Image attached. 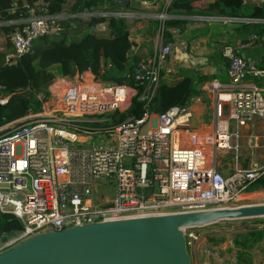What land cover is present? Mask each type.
Listing matches in <instances>:
<instances>
[{
	"label": "built area",
	"instance_id": "obj_1",
	"mask_svg": "<svg viewBox=\"0 0 264 264\" xmlns=\"http://www.w3.org/2000/svg\"><path fill=\"white\" fill-rule=\"evenodd\" d=\"M171 1L163 0L161 11L154 15L161 45L152 58L137 63L134 86L101 82L90 70L76 74L74 80L55 79L47 93L36 95L39 112L29 111L0 127V212L13 215L22 225L20 232L0 243V254L48 232L226 209L242 182L240 190H245L264 174V164L243 170L239 144L240 129L264 121V87L258 84L264 80V68L231 49L223 53L228 60L226 83L211 80L204 85L212 111L209 132H193L190 113L179 107L162 114L145 112L139 119L128 118L108 128L81 126L110 123V115L129 108L137 86L143 88L138 100L147 106L172 53L173 43H165L163 36ZM112 16L130 18L132 14ZM65 17L47 15L39 2L26 7L24 16L5 25L13 26L5 36L13 50L5 57V65L15 66L30 54L34 40L59 37ZM102 24H94L87 32L104 30ZM256 41L253 35L238 50ZM2 91L0 87V104L10 97ZM222 121L224 130L219 127ZM65 129L80 131L91 142H86V148L66 146L84 142L65 137L63 133L82 136ZM94 138L99 144L108 139L112 145L104 142L95 147ZM253 139L249 136L248 147ZM227 158L232 174L224 175L222 163ZM200 229L183 230L186 249L204 238L195 231Z\"/></svg>",
	"mask_w": 264,
	"mask_h": 264
},
{
	"label": "trees",
	"instance_id": "obj_2",
	"mask_svg": "<svg viewBox=\"0 0 264 264\" xmlns=\"http://www.w3.org/2000/svg\"><path fill=\"white\" fill-rule=\"evenodd\" d=\"M201 1L207 0H172L168 7V14L192 15L195 12L193 4ZM37 2L50 16L64 14L74 17L104 4H107L111 10L121 8L113 0H0V23L8 24L16 21L24 16L26 7ZM205 5L210 9L245 18L241 14L243 5L239 0H212ZM127 8L128 4L123 9ZM246 17L264 21V6L253 7ZM105 21L109 29L107 37H98L87 32L95 23L100 24ZM76 23L78 26H75ZM183 26L184 21L167 20L163 28L164 40L172 39L169 29L181 30ZM249 26L252 27L256 37L264 34V23H252ZM61 27L63 32L59 37L50 39L40 37L34 40L30 54L22 57L15 66L5 65V57L13 51L6 40L7 47L0 50V87L3 88V96L10 95V97L5 105H0V113L5 111L11 113L6 117L7 119L0 117V127L24 117L28 111L39 112L40 104L36 95L47 93V88L58 77L68 79L75 74L90 70L92 75L101 82L134 86L136 61L132 65H127V56L133 43L129 40L124 19L91 18L88 22H82L69 18L61 23ZM12 29V25L1 27L4 36L8 35ZM83 29L86 32L81 38L67 43L66 38L70 30L77 32ZM262 61L264 62V55ZM202 84V80L194 82L189 77L182 78L170 86L159 84L145 108L146 102L138 100L143 88L137 86V95L133 97L129 108L122 113L116 112L110 115L108 124L117 126L128 118L139 119L145 112L162 114L173 107L186 109L190 99L199 96ZM263 191L264 174L245 188L249 196L262 194ZM253 221L257 222L258 219ZM21 229L22 225L16 217L0 212V243L7 241L9 236H15ZM210 242L214 245L218 243L213 237L210 238ZM232 243L235 250V264H253L251 251L253 249L264 251V229L252 228L235 233Z\"/></svg>",
	"mask_w": 264,
	"mask_h": 264
},
{
	"label": "crops",
	"instance_id": "obj_3",
	"mask_svg": "<svg viewBox=\"0 0 264 264\" xmlns=\"http://www.w3.org/2000/svg\"><path fill=\"white\" fill-rule=\"evenodd\" d=\"M127 1V9L121 7L122 9L115 8L111 10L107 4H104L74 17L65 15L66 17L63 22L69 18L82 21L84 17L88 18L86 22L91 18L113 17L124 19L129 40L133 43V47L127 56V65H132L134 61H136L135 64L137 65L140 61L152 58L161 45L158 36V24L154 15L161 11L163 0H157L156 2ZM248 1L251 3V9L257 6H264V0ZM211 2L212 0L194 3L195 12L192 15L168 14L169 19L184 21V26L181 30L169 29L172 33V39L169 41L173 43V48L161 72L159 83L170 86L185 77L191 78L194 82L197 80L203 81L199 96L190 99L186 107L187 112L191 115V120L192 114L198 115L200 110H203V107L204 110L206 109L205 115L208 117V120L205 122L202 120V126L197 130L192 129L196 133H206L211 130L212 111L207 94L204 91V85L211 80L226 83L228 60L223 56L224 50L231 49L233 52L238 51L241 56L249 62L254 63L260 69L262 67H259V62L262 61V56L264 55V34L261 37H257V41L252 46L238 50L239 46L247 43V39L254 34H245L237 28L238 24L241 23L249 26L252 23H264V21L249 19L246 17L247 15L245 18H241L230 13L207 8L205 4ZM121 13L132 14V16L130 18L112 16ZM102 25L106 27L104 30L92 34L98 37H107L109 35L108 24L105 21ZM81 31L74 32L70 30L68 32L69 37L72 38L73 36L79 39L81 38L80 33L86 32L84 29ZM164 42L168 41L164 40ZM250 47H253V49ZM260 48H262V52L258 55L256 50ZM245 50L249 51L248 54H245ZM58 79L61 78L58 77ZM258 84L264 87V80L258 82ZM219 127L221 130H224L226 128L225 121L219 123ZM229 130H232V127ZM262 133H264V121L262 120H256L240 129L241 166L244 170L253 168V165L258 166L257 159L264 161V152L263 154L256 152L260 149L259 141L261 137H264L259 136ZM249 136H254L250 147H248ZM242 151H245V155L242 154ZM224 161L226 162L222 166V174H232L230 159L227 158ZM262 194H264V191Z\"/></svg>",
	"mask_w": 264,
	"mask_h": 264
},
{
	"label": "water",
	"instance_id": "obj_4",
	"mask_svg": "<svg viewBox=\"0 0 264 264\" xmlns=\"http://www.w3.org/2000/svg\"><path fill=\"white\" fill-rule=\"evenodd\" d=\"M260 218L264 204L85 225L26 239L1 253L0 264H190L183 230Z\"/></svg>",
	"mask_w": 264,
	"mask_h": 264
},
{
	"label": "rangeland",
	"instance_id": "obj_5",
	"mask_svg": "<svg viewBox=\"0 0 264 264\" xmlns=\"http://www.w3.org/2000/svg\"><path fill=\"white\" fill-rule=\"evenodd\" d=\"M250 9H251V3L248 1V3L243 6L241 10V14L243 16L248 15L251 11ZM87 20L88 18L84 17L82 19V22L84 21L86 22ZM4 25L6 24L0 23V50H4L7 47L5 36L3 32L1 31V27ZM76 26H78V24ZM237 28L245 34L253 33V29L251 26H246L245 24H242V23L238 24ZM80 35L82 36V33H80ZM77 39L78 38L76 37L72 36L71 38L68 36L66 38V41L68 43L71 40H77ZM250 48L253 49V47H250ZM256 51H257V54L259 55L262 52V48L257 49ZM244 52L245 54H248L249 51L245 50ZM259 64H260L259 67L264 68L263 61H260ZM75 77H76V74L72 76L71 78H68L67 80H71V79L74 80ZM6 103L7 102L0 104V105H5ZM10 113H11L10 111H5L3 113H0V117H2V119H7L6 117H8ZM205 113H206V109L204 110V107H203V110H200L198 115L192 114V120L190 119L189 121V127L191 130L192 129L197 130L199 127L202 126L201 125L202 120L203 122L208 120V117L205 115ZM81 126L83 128L97 130L98 128H102V127L108 128L111 125L108 123H101V124L90 123V124H85ZM67 131L72 132L75 135L84 136V133L80 131H73V130H67ZM259 136H264V133L260 134ZM70 138L73 140L75 139V137H72V136ZM82 139L83 140H79V142H84L83 144H73V145H71L70 143H64V144L66 146L86 148L87 147L86 142L90 143L91 139L89 137H82ZM93 141H94L95 147H98L99 145L102 146L104 142H107L108 145L109 144L112 145V143H110L108 139H101V144H99L96 138H94ZM259 143H260V149L257 150L256 152L263 154L264 137H261ZM242 154L245 155V151H242ZM225 162L226 161H223L222 166H224ZM257 164L259 167H261L264 164V161L257 159ZM244 185H245L244 182L240 184V186L237 189L235 197L228 204L225 205L226 209H236V208L245 207V206H258V205L264 204V194L263 195L260 194L256 196L247 195L246 198H243V196L247 194L245 190H240L242 187H244ZM252 228L263 230L264 229V218L258 219L257 222L253 221V219L219 222L217 224L201 228L199 231L195 230L196 232L201 234V237L204 236L205 239L204 238L199 239L196 243L191 245V248L186 249L190 257V264H235V250L233 248V243H232L233 235L235 233L246 231L247 229H252ZM212 237L217 240L218 242L217 244L214 245L210 242V238ZM11 238L12 237L9 236L7 237L6 240H9ZM2 243H5V242H2ZM251 255H252L253 264H264V251L253 249L251 251Z\"/></svg>",
	"mask_w": 264,
	"mask_h": 264
},
{
	"label": "bare ground",
	"instance_id": "obj_6",
	"mask_svg": "<svg viewBox=\"0 0 264 264\" xmlns=\"http://www.w3.org/2000/svg\"><path fill=\"white\" fill-rule=\"evenodd\" d=\"M53 90L55 91L56 89H54V87H53ZM63 135H64L65 137L69 138V139H71V138H70L71 136L74 137L73 135H71V134H67V133H63ZM82 137H88V136H76L75 139H77L78 141H79V140H83ZM89 138H90V137H89ZM75 139H74V140H75ZM71 140H73V139H71ZM262 195H263V194H262ZM254 196H256V195H254ZM246 197H247V194L243 196V198H246ZM238 198H239V197H238ZM238 198H237V199H238Z\"/></svg>",
	"mask_w": 264,
	"mask_h": 264
}]
</instances>
